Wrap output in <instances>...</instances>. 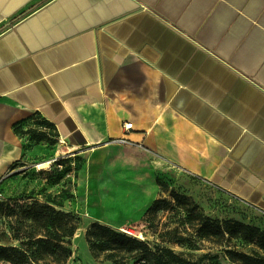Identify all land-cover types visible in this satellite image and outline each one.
Segmentation results:
<instances>
[{"label":"crops","instance_id":"0c3cea01","mask_svg":"<svg viewBox=\"0 0 264 264\" xmlns=\"http://www.w3.org/2000/svg\"><path fill=\"white\" fill-rule=\"evenodd\" d=\"M37 117L92 222L192 179L264 214V0H0V186L58 157Z\"/></svg>","mask_w":264,"mask_h":264},{"label":"rangeland","instance_id":"374dc122","mask_svg":"<svg viewBox=\"0 0 264 264\" xmlns=\"http://www.w3.org/2000/svg\"><path fill=\"white\" fill-rule=\"evenodd\" d=\"M31 135L47 134V143L55 152L53 159H60L59 163L49 165L40 170L39 163L21 165L17 171L8 176L0 186V205L5 210L0 214V245L20 247L19 241L13 239L12 218L9 207L30 204L34 201L48 203L56 209L72 212L80 218L78 230L70 240L72 257L67 264H138L136 253H115L111 258L101 256L99 260L93 258L87 243L86 232L93 223L89 216L82 212V199L78 195V179L83 169V155L67 157L66 153L57 146V134L38 117L31 123ZM183 182V181H182ZM162 198L168 203L156 215L145 212L127 213L126 211H107L105 221L107 226L118 232L128 234L138 240L147 242L152 248L167 247L189 260L202 264H236L227 256L228 250H236L252 256L264 258V249L258 244L248 242L242 238H228L223 244L214 243L198 233V214L220 223L234 220L251 225L264 231V214L250 206L225 194L211 184L202 180L192 179L188 182L175 184L160 182ZM3 185V186H2ZM105 197V196H104ZM91 214L97 211L103 214L104 206L110 207L109 201L100 203L97 190L89 187L85 196ZM104 205V206H102ZM122 202L119 207H123ZM195 206V207H194ZM185 239L177 243V238ZM6 264V263H0Z\"/></svg>","mask_w":264,"mask_h":264},{"label":"trees","instance_id":"16d2710c","mask_svg":"<svg viewBox=\"0 0 264 264\" xmlns=\"http://www.w3.org/2000/svg\"><path fill=\"white\" fill-rule=\"evenodd\" d=\"M46 123V122H45ZM48 127H51L46 123ZM24 133H30L29 130ZM40 141H48L47 134L33 135ZM168 203L166 198L157 200L148 210L147 215H156ZM195 207V206H194ZM5 210L0 205V214ZM12 218L13 239L21 246L0 245V263L6 264H67L72 257L70 240L78 230L80 218L72 213L56 209L53 205L34 201L30 204L9 207ZM198 233L202 237L223 244L228 238H242L258 244L264 249V231L248 224L234 220L222 223L213 221L201 213L197 215ZM87 243L93 258L99 260L115 253L139 256L138 264H202L189 260L167 247L152 248L147 242L138 240L128 234L118 232L100 222H93L86 232ZM184 238L178 237L177 243ZM228 258L236 264H264V258L252 256L236 250H228Z\"/></svg>","mask_w":264,"mask_h":264},{"label":"built area","instance_id":"2783aa9c","mask_svg":"<svg viewBox=\"0 0 264 264\" xmlns=\"http://www.w3.org/2000/svg\"><path fill=\"white\" fill-rule=\"evenodd\" d=\"M123 128H124V130L128 133V132H130V131L132 130V128H133V124H132V123H126V124L123 125ZM59 161H60V159H58V158L53 159V160L50 162L49 165H51V164H55V163H59ZM49 169H51L50 166H49ZM1 196H2V195L0 194V197H1ZM127 233L130 234L131 232H127Z\"/></svg>","mask_w":264,"mask_h":264},{"label":"bare ground","instance_id":"6f19581e","mask_svg":"<svg viewBox=\"0 0 264 264\" xmlns=\"http://www.w3.org/2000/svg\"><path fill=\"white\" fill-rule=\"evenodd\" d=\"M50 162H51V161L42 162V163H40V164L38 165V168H39L40 170H42V169H47L48 166H49V164H50Z\"/></svg>","mask_w":264,"mask_h":264}]
</instances>
